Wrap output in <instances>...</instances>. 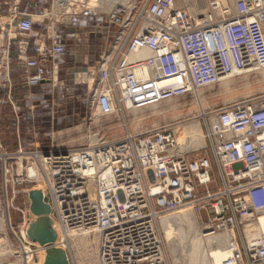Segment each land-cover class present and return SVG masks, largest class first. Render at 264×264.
Masks as SVG:
<instances>
[{"label": "built area", "instance_id": "obj_1", "mask_svg": "<svg viewBox=\"0 0 264 264\" xmlns=\"http://www.w3.org/2000/svg\"><path fill=\"white\" fill-rule=\"evenodd\" d=\"M175 1L149 0L145 15L136 21L123 17L124 7L109 14L131 41L120 67L107 58L98 71L97 117L116 115L123 107L143 109L183 98L236 71L264 70V4L238 0L236 11L226 4L220 11L215 2L209 13L198 15ZM1 5L8 7L4 17L10 25L18 21L20 61L37 70L27 78L30 85L53 82L55 73H46L39 61L27 58L29 44L24 37L32 34L35 21L21 14L18 0H0ZM51 48L37 52L42 58L65 54L64 47ZM138 52L150 56L129 59ZM144 69L149 71L145 78L140 75ZM8 74L3 62L0 82ZM171 81L175 83L169 85ZM212 116L215 123L207 130V141L213 161H192L180 154L176 134L168 126L144 134L141 141L130 138L94 150L42 157L63 230L97 232L103 264H169L155 217L210 206L217 218L201 228L204 238L238 232L225 264H264V234L250 240L245 232L248 224L264 216V95L230 104ZM69 162L77 165L68 166ZM217 178L221 187L212 188ZM92 179H97L93 186Z\"/></svg>", "mask_w": 264, "mask_h": 264}, {"label": "rangeland", "instance_id": "obj_2", "mask_svg": "<svg viewBox=\"0 0 264 264\" xmlns=\"http://www.w3.org/2000/svg\"><path fill=\"white\" fill-rule=\"evenodd\" d=\"M61 1L50 0L48 3L49 13L46 14L48 24L45 40L39 43L33 42L31 35L34 30L28 37H24L25 42L29 44L27 54L32 44L35 52L40 56V67L45 69L46 73L53 74L60 70L55 61L65 56L67 52L81 55L88 51L91 57L95 56L93 50L89 49L88 45H84L86 39L89 41V45L94 42L99 46H102V40L106 39L108 49L100 50L96 58H91L89 61L79 59L74 64L73 71L64 74V77L60 78V80L64 79L63 81L66 82L64 87L60 83L50 92L47 103L38 104L39 108L33 107L32 109L31 104L25 106L27 98L22 97V115L15 91L19 88L27 90L32 85L27 79L28 76L26 78L23 76L19 88L16 90L18 84L13 82L10 76L12 60L16 61L21 58L20 44L22 43V37L16 32L18 21H14L10 25V20L4 17L7 14H1L0 11V67L3 62L9 67V74L4 75L0 82V140L2 144V152L0 153V226L4 227V232L0 230V264H14V262L15 264H54V256L48 254L55 250L54 245L59 243V238L65 237L60 236L64 230L60 221H58L57 206L51 193L52 179L49 178L48 172L41 162L43 161L42 157L66 154L84 148L94 150L98 146L104 145L103 143L117 144L130 138L141 141L140 137L144 134L165 126L170 127L169 131L174 134L178 127L201 122L206 145L191 149L183 156L192 161L201 158H209L213 161L207 141V130L212 125L213 112L222 110L230 104L242 103L264 95V70H259L233 76L230 80H226L228 83L224 81L211 87L193 90L192 93L183 98L161 102L156 106L139 110L123 107L122 111L116 115L99 118L96 114L97 102L95 98L98 89H101V87L98 88V71L107 58L115 60V68L120 67L125 57H127L126 53L129 50L128 46L131 41L125 38L124 31L121 32L120 28L113 21H110L109 14L118 7H124L127 12L123 17L127 16L129 19L133 18L136 21L141 15H145L149 0L116 1L111 4L112 8H107L108 10L104 8V2L108 0H99L96 8L90 6L91 0ZM215 2L220 4L219 9H217L220 11L223 8L221 5L223 2H225L227 8L232 9V4L235 5L233 0H203L200 10L196 13H209V10L212 9L211 4ZM214 14L215 16L218 15L215 11ZM23 15L27 14L23 13ZM5 19L6 21H4ZM4 28L5 31H3ZM70 28L74 29L71 30ZM121 33H123V38L116 39ZM61 38L70 42L68 43L70 46L68 50L64 44L59 42ZM78 45H80V48H77ZM59 46L65 48L64 55L42 58L37 52L41 48L49 50L48 48ZM7 50L8 55L5 56ZM120 50L123 51L121 54ZM49 60L53 62L51 66L47 67L45 63ZM22 64L24 65L23 62ZM55 82L56 76L53 80V83ZM71 82L73 84L75 82V87L82 88L85 96H76L75 91L70 89ZM224 84L225 86H223ZM196 95H199L202 101L205 114L208 116L207 119L203 120L201 118V112L196 103ZM7 109L10 110L9 113ZM10 119L16 126L10 125ZM13 129L16 137L15 146L8 143L7 138L8 133H12ZM25 138L27 140L24 143ZM3 154L5 156H2ZM75 165L77 164L72 163L68 166L73 167ZM30 169H34L36 175H30ZM214 175L219 177L215 169ZM144 179L145 182H141L147 188L146 178ZM96 182L97 179H94V181L92 179L91 186ZM215 186L221 187L218 178L213 183L212 188ZM35 193L39 194L43 204L51 209L50 213L45 216L44 221H39V216L33 211L35 202L33 194ZM143 212L147 219H151L148 217L150 212L148 209L145 208ZM183 212L171 216L166 215V217L160 214L155 217L160 242L164 244V258H167L166 263L169 264H189V261L182 256L181 252L186 243L177 237L176 243L171 245L167 240L160 219L178 218ZM193 213L196 215L197 220L199 219L200 232L207 222L211 224L217 218L210 206L204 210L203 208L199 211L193 210ZM37 225L39 227L36 229ZM55 229L59 232L56 233ZM92 231L94 230L88 232V241L92 244V250L99 255L102 240L97 232ZM51 232L56 235L54 242H47L44 245L42 241L36 238L38 235L41 240L45 241L49 238ZM74 232L81 231L73 230ZM174 233L176 236V228ZM219 234L224 233L219 232ZM234 234H237L238 237L237 231ZM65 242L66 245L64 246H67L66 261L63 260L60 264H88L86 258L81 261L80 256L70 242ZM1 249L3 250L1 251Z\"/></svg>", "mask_w": 264, "mask_h": 264}, {"label": "bare ground", "instance_id": "obj_3", "mask_svg": "<svg viewBox=\"0 0 264 264\" xmlns=\"http://www.w3.org/2000/svg\"><path fill=\"white\" fill-rule=\"evenodd\" d=\"M116 1H124V0H108L107 2H104L105 10L107 8L108 9L112 8L111 4H114V2ZM233 1L237 3L238 0H233ZM61 2H64V0H62ZM98 2L99 0L98 1L91 0L90 6L96 8ZM179 2L181 3L180 7L185 5L184 7H186L190 12L195 14L196 12L200 10L203 0H200V1L177 0L173 4L176 3L175 5H177ZM254 3L264 4V0H254ZM223 4L225 5V2H223ZM64 6H65V3H64ZM65 7L67 8V5ZM235 7H236V4L235 5L232 4V8L234 9V11H236ZM148 56H150V54L147 52H142V53L138 52L137 54H133L131 56L129 55V59L136 60V59L145 58ZM238 74H241V73L236 71L233 75L228 76L224 78L223 80H221V82L230 80L233 76H236ZM140 75L141 77L145 78L149 75V71L144 69L140 71ZM226 82L228 83V81ZM173 83H175V81H171L168 84L171 85ZM223 86H225V84ZM129 103L132 104L130 101ZM196 103L201 112V118L203 120L207 119L208 116H206L205 114L202 101L200 100L199 95H196ZM130 104L128 105L131 106ZM153 106H156V105H153ZM131 110H133V108ZM134 110H139V109H134ZM211 120H212L211 126H213L215 123V118ZM175 134H176V138H177L178 145H179L178 152L180 154H186L191 149H196V148H199L200 146L206 145V139H205V135L203 132L201 122L189 124L183 127H178V129L175 130ZM30 175H36L34 172V169H30ZM198 220H197L196 215L192 211H185L181 213V215L178 218H171V217L162 218L160 220V223L164 227L166 235H167V240L170 242L171 245H174L176 243L177 237H179L181 240H183L186 243L185 247H183L181 252H182V256L186 257V259L189 261V264H225V261L232 254L230 253L228 245L230 242L232 243V241L236 237V234L228 232V233L219 234V235H209L206 238H204L200 232V225L198 223ZM175 228L177 231L176 236L174 233ZM0 230L4 232V227L2 225L0 226ZM55 231L56 233L59 232V230H56V229ZM245 232L249 236L250 240L260 238L261 234H264V216H262L259 221L247 225L245 227ZM88 235H89L88 232H74L73 233V232H68V230L64 229V231L60 234V236H65V237H60L59 243L54 245L56 247L52 254L54 256L53 258L54 264H60V262H62L63 260L66 261V256H67L66 247L67 246H64L66 245L65 241H68L73 245L74 249L80 256L81 261H83L82 259L86 258V260L88 261V264H100V263L103 264L101 253H99L98 255V253L92 250V244L88 241ZM2 250L3 249H1V251ZM99 259L101 262L99 261Z\"/></svg>", "mask_w": 264, "mask_h": 264}, {"label": "crops", "instance_id": "obj_4", "mask_svg": "<svg viewBox=\"0 0 264 264\" xmlns=\"http://www.w3.org/2000/svg\"><path fill=\"white\" fill-rule=\"evenodd\" d=\"M5 1V0H4ZM20 3V12L25 13L27 15H25V17H31L34 21H35V27H34V33L31 35V37H33V42H40L42 40H45V36H46V28H47V15L49 13V6L48 3L50 2V0H18ZM0 11L1 14H7L8 13V7H6L5 5H1L0 6ZM71 29V28H70ZM70 29H68L70 31ZM74 29V28H73ZM71 29V30H73ZM39 40V41H37ZM105 41V42H104ZM49 42V41H48ZM60 43L64 44L68 50V48H70V46L68 45L67 40H64L63 38L60 39L59 41ZM89 41L86 39V41L84 42V45H88L89 49H92L95 53L94 57L90 56V53L87 51L84 54L81 55H76L75 53L71 54L70 52H67V54L65 56H62L58 59V61L56 60L55 63H57L59 65V69L58 72H55V76H56V82H50V81H43L37 85L32 86L29 89H25V90H21L19 88V83L21 80V77L25 76V78L28 76H34L37 73V70L34 68H27L26 66H24L22 64V62L18 59L16 61L11 62V68H10V76H11V80L13 82H15L16 84H18L16 86V95L18 96V104H19V110L20 113L22 115V97H26L27 101L25 102V106L27 104H31L32 105V109L33 107L39 108L38 104L41 103H47L46 101L49 100L50 98V92H52L53 89H55L58 85H62V87H64L65 83L63 80L61 79L62 77H64V74L66 75L68 72H72L73 71V67L74 64L79 60V59H83L85 61H89L91 60V58H96V56L98 55V53L100 52V50L104 49H108L107 45H108V41L102 40L103 45L99 46L97 44H95L94 42L92 43V45H89L88 43ZM77 48H80V45H78ZM71 50V49H70ZM69 50V51H70ZM14 54H16L14 52ZM13 54V55H14ZM27 58L29 60H36V61H41L40 56L35 52V48L34 46L31 44L30 46V51L27 54ZM16 59V58H14ZM53 62V61H52ZM52 62L49 60L48 62L45 63V65L47 67L52 65ZM69 69H71V71H69ZM73 81V80H72ZM77 81V80H76ZM78 83V82H77ZM75 84V82H74ZM74 84L71 82L70 83V89L71 91H75V95L77 96H85L84 90L82 88H78L75 87ZM87 97H88V92H87ZM73 96V95H72ZM7 112L9 113L10 110L7 109ZM7 113V114H8ZM8 118H10V116H8ZM10 121V125L16 126V124H14L11 119ZM12 133H8V143H11V145H16V137H15V133H14V129L12 130ZM13 138V139H12ZM27 138H25L24 143L26 142Z\"/></svg>", "mask_w": 264, "mask_h": 264}, {"label": "water", "instance_id": "obj_5", "mask_svg": "<svg viewBox=\"0 0 264 264\" xmlns=\"http://www.w3.org/2000/svg\"><path fill=\"white\" fill-rule=\"evenodd\" d=\"M33 199L35 201L34 205H33V211L37 216H39V221H44L45 216L50 213L51 209H50V207L45 206L43 204L42 199H41L39 194H37V193L33 194ZM37 227H39V225H37L35 228L37 229ZM50 227H51V225H50ZM34 235H36V234H34ZM36 238L39 239L40 241H42L43 244L44 243L47 244V242H54V240L56 239V235L53 232H51V235L45 241L41 240L38 235ZM53 252H49L50 254H48V255L53 254Z\"/></svg>", "mask_w": 264, "mask_h": 264}]
</instances>
